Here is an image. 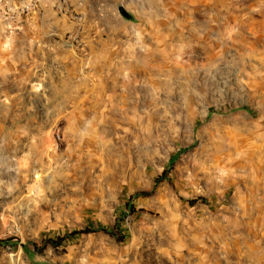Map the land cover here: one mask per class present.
Returning a JSON list of instances; mask_svg holds the SVG:
<instances>
[{"label": "rangeland", "instance_id": "rangeland-1", "mask_svg": "<svg viewBox=\"0 0 264 264\" xmlns=\"http://www.w3.org/2000/svg\"><path fill=\"white\" fill-rule=\"evenodd\" d=\"M58 3L0 0V264H264V0Z\"/></svg>", "mask_w": 264, "mask_h": 264}, {"label": "trees", "instance_id": "trees-1", "mask_svg": "<svg viewBox=\"0 0 264 264\" xmlns=\"http://www.w3.org/2000/svg\"><path fill=\"white\" fill-rule=\"evenodd\" d=\"M172 163H173V161H172V159H170V161L168 162V168L172 167ZM166 171H167V169H166ZM166 171H163L162 175L159 178H157L156 182H159V181H161L163 179V177L167 174ZM153 192L154 191H152V192H144V191L138 192V193L134 194L133 196H131L130 199H132L133 197H137V196H150V195H152ZM187 202H188V204L190 206H193V205H195L198 202L202 203V204H206L207 203V199L204 198V197H197V198L189 199V200H187ZM127 211H128V214H131V213H134L136 211H142V210L136 209L132 205V203L129 202L127 204ZM124 217H125V215H122V216L116 218V220L114 221V224H113V229L115 231L114 234L111 233L109 230H107L105 228L94 229V230L86 228V229H82V230H73V231H71V232H69L67 234H64L62 236H59V237H56V238H53V239H47V240H45L44 244L45 245H49V246L54 247V248H57L68 237H72L74 235H78V234H82V233H87L88 234V233H95V232H102V233H107V234L114 235L118 241H121L124 238V234H123V231H122V228H121L120 221ZM8 241H9V239L8 240H0V243L1 244H6ZM34 248L37 249L36 246H34ZM23 249L26 250V247L23 246Z\"/></svg>", "mask_w": 264, "mask_h": 264}, {"label": "built area", "instance_id": "built-area-1", "mask_svg": "<svg viewBox=\"0 0 264 264\" xmlns=\"http://www.w3.org/2000/svg\"><path fill=\"white\" fill-rule=\"evenodd\" d=\"M67 1L68 0H59V3H58V9L62 12V13H64V14H66L67 15V12L69 11V8H68V5H67ZM74 20H77V21H79V20H81V17H74Z\"/></svg>", "mask_w": 264, "mask_h": 264}, {"label": "water", "instance_id": "water-1", "mask_svg": "<svg viewBox=\"0 0 264 264\" xmlns=\"http://www.w3.org/2000/svg\"><path fill=\"white\" fill-rule=\"evenodd\" d=\"M120 12L127 20L132 19V17L128 13H126L122 8H120Z\"/></svg>", "mask_w": 264, "mask_h": 264}]
</instances>
